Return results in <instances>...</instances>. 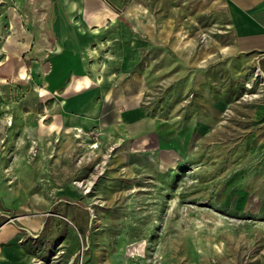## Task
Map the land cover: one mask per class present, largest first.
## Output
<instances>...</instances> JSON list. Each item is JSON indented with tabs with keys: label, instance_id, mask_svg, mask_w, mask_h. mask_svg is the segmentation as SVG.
<instances>
[{
	"label": "rangeland",
	"instance_id": "374dc122",
	"mask_svg": "<svg viewBox=\"0 0 264 264\" xmlns=\"http://www.w3.org/2000/svg\"><path fill=\"white\" fill-rule=\"evenodd\" d=\"M104 1L107 41L54 61L52 3L0 4V262L264 264V85L224 0Z\"/></svg>",
	"mask_w": 264,
	"mask_h": 264
},
{
	"label": "crops",
	"instance_id": "0c3cea01",
	"mask_svg": "<svg viewBox=\"0 0 264 264\" xmlns=\"http://www.w3.org/2000/svg\"><path fill=\"white\" fill-rule=\"evenodd\" d=\"M27 0H0V4L15 3L21 7ZM52 3L53 17L50 23L51 32L57 37L50 42L47 48L48 59L54 61L59 59L66 47L74 42L78 51H86L83 45L86 43H102L107 41V32L114 23V16L104 0H47ZM227 10L229 25L235 38L233 51L254 53L260 71L264 72V0H224ZM10 29L13 33L27 36L28 32L19 21V15L14 7ZM23 46V47H22ZM29 40L20 42V49L26 51ZM182 52L189 54L185 49ZM57 56V57H53ZM11 55L8 53L4 61ZM62 57H65L63 55ZM61 57V58H62ZM4 61H1L4 62ZM52 68V66H51ZM47 69H50L48 67ZM22 71V70H21ZM21 75L23 76L22 72ZM262 72V73H263ZM255 76H257L255 74ZM260 77V76H258ZM3 80V79H2ZM264 85V84H263ZM84 122L86 120L83 119ZM19 250V249H17ZM21 252H14L15 255H7L0 264H26V260L18 259Z\"/></svg>",
	"mask_w": 264,
	"mask_h": 264
},
{
	"label": "bare ground",
	"instance_id": "6f19581e",
	"mask_svg": "<svg viewBox=\"0 0 264 264\" xmlns=\"http://www.w3.org/2000/svg\"><path fill=\"white\" fill-rule=\"evenodd\" d=\"M22 74H24L23 71H22ZM255 74H256L257 76H260V77L262 78V80H263V84H264V77L261 76L262 72L259 71V69H257ZM100 170H101V169H99L98 173L100 172ZM95 177H96V176L94 175L93 178L95 179ZM91 183H92V182L88 180V182H86V187H87V188L90 187Z\"/></svg>",
	"mask_w": 264,
	"mask_h": 264
}]
</instances>
